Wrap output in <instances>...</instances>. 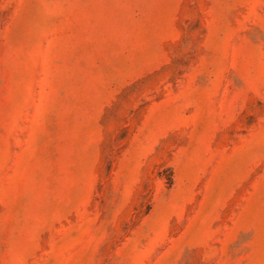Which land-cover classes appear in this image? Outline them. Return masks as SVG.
<instances>
[{
  "label": "rangeland",
  "instance_id": "374dc122",
  "mask_svg": "<svg viewBox=\"0 0 264 264\" xmlns=\"http://www.w3.org/2000/svg\"><path fill=\"white\" fill-rule=\"evenodd\" d=\"M0 264H264V0H0Z\"/></svg>",
  "mask_w": 264,
  "mask_h": 264
}]
</instances>
